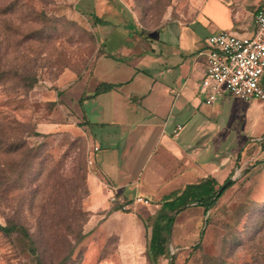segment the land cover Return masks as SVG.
<instances>
[{"label": "rangeland", "instance_id": "1", "mask_svg": "<svg viewBox=\"0 0 264 264\" xmlns=\"http://www.w3.org/2000/svg\"><path fill=\"white\" fill-rule=\"evenodd\" d=\"M198 8V0H0V226L28 233L0 230V264H150L158 206L90 208L102 119L79 98L94 91L98 62L141 55ZM208 147L215 179L233 184L207 214L191 205L175 215L157 264H264V137L222 145L215 135Z\"/></svg>", "mask_w": 264, "mask_h": 264}, {"label": "crops", "instance_id": "2", "mask_svg": "<svg viewBox=\"0 0 264 264\" xmlns=\"http://www.w3.org/2000/svg\"><path fill=\"white\" fill-rule=\"evenodd\" d=\"M263 3L198 0L189 24L166 26L141 55L130 58V50L126 63L98 62L95 87L100 82L121 85L102 93L107 95L103 99L97 95L83 101H93L102 119L93 136L96 169L88 175L92 211L110 209V202L116 197L125 201V194L126 201L141 196L156 207L155 201L184 184L214 177L208 144L215 135L222 145L264 137V100L223 95L206 104L201 88L208 36L221 30L249 34ZM178 125L182 128L174 135ZM135 226L141 225L136 221Z\"/></svg>", "mask_w": 264, "mask_h": 264}, {"label": "built area", "instance_id": "3", "mask_svg": "<svg viewBox=\"0 0 264 264\" xmlns=\"http://www.w3.org/2000/svg\"><path fill=\"white\" fill-rule=\"evenodd\" d=\"M253 23V29L246 35L221 30L208 36L201 79L206 104L223 95L244 101L264 100V3L254 12ZM180 129L178 125L173 134L177 135ZM137 203L148 205L150 202L136 196L130 204Z\"/></svg>", "mask_w": 264, "mask_h": 264}, {"label": "trees", "instance_id": "4", "mask_svg": "<svg viewBox=\"0 0 264 264\" xmlns=\"http://www.w3.org/2000/svg\"><path fill=\"white\" fill-rule=\"evenodd\" d=\"M92 18L96 24H105L106 22L95 14H92ZM117 85H121V83L100 82L91 94L80 97L79 102L82 103L86 99H93L99 94L110 91ZM228 181L229 178H226L222 184H219L214 177L207 176L197 182L186 183L154 202V204L159 206V209L151 223L150 235L146 244V256L150 264H157L160 257L168 255V236L171 233L175 215L191 205L202 208L203 215L207 214L225 190L233 184L232 181L227 183ZM115 201H117V197ZM128 203H130L129 200L122 201L115 205L112 210L122 211L123 206ZM0 230L6 234L18 231L28 239V233L23 227L16 225L0 226Z\"/></svg>", "mask_w": 264, "mask_h": 264}, {"label": "water", "instance_id": "5", "mask_svg": "<svg viewBox=\"0 0 264 264\" xmlns=\"http://www.w3.org/2000/svg\"><path fill=\"white\" fill-rule=\"evenodd\" d=\"M231 180L229 179V181L227 183H229Z\"/></svg>", "mask_w": 264, "mask_h": 264}]
</instances>
